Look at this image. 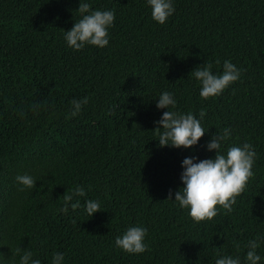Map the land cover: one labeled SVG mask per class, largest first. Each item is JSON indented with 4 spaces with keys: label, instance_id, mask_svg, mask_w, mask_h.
Masks as SVG:
<instances>
[{
    "label": "trees",
    "instance_id": "16d2710c",
    "mask_svg": "<svg viewBox=\"0 0 264 264\" xmlns=\"http://www.w3.org/2000/svg\"><path fill=\"white\" fill-rule=\"evenodd\" d=\"M88 2L114 12L109 43L74 51L63 33L79 19V0H0V260L18 264L20 248L41 264L56 252L63 264H214L219 255L245 264L248 241L264 238V0H174L164 24L145 0ZM225 59L240 78L202 99L191 71L211 64L219 75ZM165 90L172 110H204L197 145H158ZM85 96L66 119L70 101ZM225 127V148L253 146V176L231 212L194 223L169 191L174 199L182 186L181 160L213 157L205 144ZM25 173L36 182L21 190L15 176ZM77 184L81 206L60 213ZM85 199L100 202L91 217ZM131 225L147 229L143 253L114 244ZM257 252L264 264V239Z\"/></svg>",
    "mask_w": 264,
    "mask_h": 264
},
{
    "label": "clouds",
    "instance_id": "9594fccd",
    "mask_svg": "<svg viewBox=\"0 0 264 264\" xmlns=\"http://www.w3.org/2000/svg\"><path fill=\"white\" fill-rule=\"evenodd\" d=\"M151 9V17L158 24H164L174 13V0H145ZM79 19L75 20L72 27L65 30L63 39L67 47L78 51L86 45L103 48L109 43L108 30L112 26L115 14L110 9H94L88 0H79L76 8ZM211 64L195 67L191 71L192 77L199 84V96L202 99L218 96L230 84L240 78V69L230 60L225 59L222 65V72L217 75L212 70ZM88 103V97L72 99L70 110L66 119L76 117L82 107ZM176 98L170 91H162L156 98V108L166 109L157 121L158 145L174 148L183 147L188 149L198 144L208 129L202 126L201 121L205 112L200 109L198 115L191 111L184 113L175 111ZM231 136V129L225 127L210 135L206 142L207 151L215 150L211 158L198 159L195 155L185 156L180 164L182 171L180 181L182 186L172 197L169 191V198L177 203L181 209H187L188 216L194 223L212 219L220 208L231 212L235 198L239 195L248 180L253 176L252 166L255 160L253 146L244 142L243 144H229L226 142ZM15 181L21 186V190L31 189L35 185V179L25 173L15 176ZM76 197L77 199H73ZM79 197H86L83 187L77 184L63 194V203L57 209L60 213H67L69 208L75 210L81 206ZM219 206V208L217 207ZM84 212L88 217L101 209L99 200L85 199L83 202ZM147 229L139 225L127 227L121 235L114 239V244L120 250L129 254H140L146 251L147 244L145 237ZM264 239V238H259ZM259 239H250L247 251L244 255L245 264H260L262 257L257 252ZM19 256L18 264H41L39 259L33 258V253L27 250L16 249ZM64 254L56 252L53 254L51 264H63ZM0 264L3 261L0 260ZM214 264H241L239 256L219 255L215 258Z\"/></svg>",
    "mask_w": 264,
    "mask_h": 264
}]
</instances>
